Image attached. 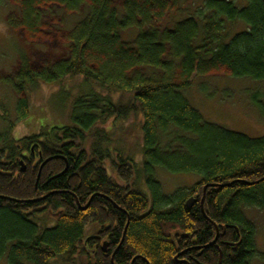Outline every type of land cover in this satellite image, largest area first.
Wrapping results in <instances>:
<instances>
[{
    "label": "trees",
    "instance_id": "obj_1",
    "mask_svg": "<svg viewBox=\"0 0 264 264\" xmlns=\"http://www.w3.org/2000/svg\"><path fill=\"white\" fill-rule=\"evenodd\" d=\"M7 2L8 27L32 41L61 34L68 51L66 59L39 68L20 56L7 80L18 97L17 121L30 115L29 93L42 82L60 83L68 96L67 79L90 90L70 99L73 125L17 140L0 132V261L8 255L7 264L55 258L64 264H251L256 229L243 209L264 211V137L206 122L185 93L210 75L264 81V0L244 8L208 0L196 17L172 29L160 26L170 0H124L121 18L113 0ZM73 16L81 19L67 26ZM239 23L245 28L230 36L227 27ZM129 30L138 34L125 41ZM115 93H121L117 100ZM253 100L264 119L263 96ZM137 117L150 194L135 187L137 163L112 161L108 149V128ZM159 170L199 182L165 194ZM44 216L56 226L42 230L34 220Z\"/></svg>",
    "mask_w": 264,
    "mask_h": 264
},
{
    "label": "rangeland",
    "instance_id": "obj_2",
    "mask_svg": "<svg viewBox=\"0 0 264 264\" xmlns=\"http://www.w3.org/2000/svg\"><path fill=\"white\" fill-rule=\"evenodd\" d=\"M124 0H113L119 17H123ZM171 10L160 22L162 29H172L179 22L196 17L199 10L203 9L208 0H170ZM238 7L244 8L249 0H229ZM7 0H0V132L6 131L14 139H22L27 136L38 135L43 130L50 132L55 127L73 125L72 108L70 99L89 92L88 85H82L80 81L67 79L66 93L61 92L60 83H40L39 87L29 93L30 115L23 121H17L18 97L9 88L8 78L17 71L20 65V56L30 59L35 68L66 59L68 57L67 46L63 45L61 34L54 36L38 37L32 41L17 30L7 25V17L11 11ZM79 16H73L67 21V26L79 21ZM64 28V27H63ZM239 23L230 28L229 35L244 29ZM138 34L135 30L124 32L125 41H132ZM261 94L264 101V81L249 78L236 79L225 75H210L200 77L185 95L191 105L197 109L206 122L217 124L230 131L257 139L264 137V119L260 116L254 103V96ZM121 93L113 94L118 99ZM1 118H6L4 121ZM11 122V124H9ZM118 124L108 128L113 135V142L108 145L112 150V161L119 158H131L137 163L138 173L136 175L135 187L146 194H150L143 174V135L140 130V117L133 122L119 120ZM125 122V124H124ZM121 123V124H120ZM13 129L9 131V127ZM111 171V161L106 164ZM112 175V173H109ZM157 180L162 185L165 194H172L178 189H191L199 182V177L193 175H172L159 170ZM245 217L255 226V243L258 255L251 264H264V211L258 208H244ZM40 228H53L56 221L41 217L34 220ZM8 263V255L0 261V264ZM51 264H64L62 259L55 258Z\"/></svg>",
    "mask_w": 264,
    "mask_h": 264
},
{
    "label": "water",
    "instance_id": "obj_3",
    "mask_svg": "<svg viewBox=\"0 0 264 264\" xmlns=\"http://www.w3.org/2000/svg\"><path fill=\"white\" fill-rule=\"evenodd\" d=\"M51 160H53V158H51V159H47L43 164H42V166H41V169L47 164V163H49ZM21 166H22V172H25L26 171V165L24 164V162H21ZM206 190H207V187H205V189H204V196H203V198H202V200H201V207H202V210H203V212H204V202H205V194H206ZM198 197L199 196H197V198H191L190 200H188L187 201V203H186V205H187V207L188 208H192L194 205H195V203L198 201ZM92 199L93 198H91V201H92ZM41 199H39V200H36L35 202H38V201H40ZM91 201H90V203H91ZM90 203L88 204V205H90ZM86 209V208H85ZM217 235H219V230H218V228H217ZM218 238V237H217ZM217 240V239H216ZM215 240V241H216ZM106 248H107V246L106 245H104V251L106 250ZM135 261V260H134ZM112 263H113V261H112Z\"/></svg>",
    "mask_w": 264,
    "mask_h": 264
},
{
    "label": "bare ground",
    "instance_id": "obj_4",
    "mask_svg": "<svg viewBox=\"0 0 264 264\" xmlns=\"http://www.w3.org/2000/svg\"><path fill=\"white\" fill-rule=\"evenodd\" d=\"M221 257H222V254H221Z\"/></svg>",
    "mask_w": 264,
    "mask_h": 264
}]
</instances>
